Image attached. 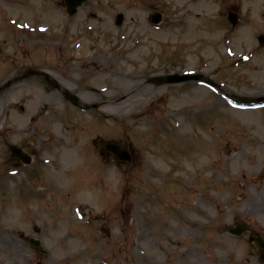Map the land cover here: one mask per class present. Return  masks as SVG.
<instances>
[{
  "label": "rangeland",
  "instance_id": "obj_1",
  "mask_svg": "<svg viewBox=\"0 0 264 264\" xmlns=\"http://www.w3.org/2000/svg\"><path fill=\"white\" fill-rule=\"evenodd\" d=\"M7 16L43 33L0 29L16 61L0 56V87L19 69L12 79L44 71L60 89L31 76L0 90V264L246 262L251 249L227 229L264 231V107L240 106L264 98V0H89L74 16L64 0H0V24ZM189 71L217 91L156 81ZM133 97L128 114L102 111ZM27 128L44 131L42 158L55 164L14 173L8 146Z\"/></svg>",
  "mask_w": 264,
  "mask_h": 264
},
{
  "label": "flooded vegetation",
  "instance_id": "obj_2",
  "mask_svg": "<svg viewBox=\"0 0 264 264\" xmlns=\"http://www.w3.org/2000/svg\"><path fill=\"white\" fill-rule=\"evenodd\" d=\"M5 26H9L7 21L2 20L0 27L3 28ZM6 27V28H7ZM11 29V28H9ZM6 43L9 42L8 40H4ZM6 48H3L0 43V53H3ZM1 56V55H0ZM3 61V60H2ZM10 63H16L15 60L11 59L8 60ZM14 65V64H13ZM33 71L27 70V73L22 76H16L12 81L14 84L19 83L21 80L26 81L32 76ZM34 77V76H32ZM14 90H17V86H13ZM36 135L37 139H34L33 136ZM44 131H35L31 133L29 132L28 128L24 130H17L14 133V139L16 145H19L24 150L28 151L30 154H39V151L43 150L44 144ZM34 145H37L36 148ZM14 163H18L17 159H14ZM248 228H245L247 231ZM262 231L253 230L250 228V235L246 237L245 244L251 249L249 258H246V262H242L241 264H264V234L261 233ZM240 238H237L239 240ZM241 262V261H240Z\"/></svg>",
  "mask_w": 264,
  "mask_h": 264
},
{
  "label": "bare ground",
  "instance_id": "obj_3",
  "mask_svg": "<svg viewBox=\"0 0 264 264\" xmlns=\"http://www.w3.org/2000/svg\"><path fill=\"white\" fill-rule=\"evenodd\" d=\"M107 70H108L107 68L97 70V76L96 77L101 79V80L108 78V71ZM143 92H145L144 96H143V98L141 97L139 101H145V100L149 99V97L152 95V93L146 87H144ZM137 99H138V97H133V98H129V99L125 98V99H122L119 101H109V102H106L105 104H103V106L101 108L105 114H114L116 111L124 110V109L127 111L126 108L131 104V102H135ZM128 113H129V111L126 112V114H128ZM201 115L203 116V112H201ZM69 150H71V149H69ZM69 154H72V152H69ZM204 159H205V157L202 156V159H201L202 163L204 162ZM162 172L163 171H160L158 173V175H161Z\"/></svg>",
  "mask_w": 264,
  "mask_h": 264
},
{
  "label": "water",
  "instance_id": "obj_4",
  "mask_svg": "<svg viewBox=\"0 0 264 264\" xmlns=\"http://www.w3.org/2000/svg\"><path fill=\"white\" fill-rule=\"evenodd\" d=\"M86 1L87 0H66L69 12L71 14H74L76 12V10H77V7L81 6ZM122 19H123V17L120 15L119 18H118V24L122 23ZM160 20H161V16L160 15L156 14V15L153 16V21L155 23L160 22ZM186 79H187V77L169 76L165 80V82L166 83H177V82L185 81ZM108 149L110 151H112L120 160L128 159V156L126 155V152L125 151L121 152L117 144L109 143L108 144Z\"/></svg>",
  "mask_w": 264,
  "mask_h": 264
}]
</instances>
